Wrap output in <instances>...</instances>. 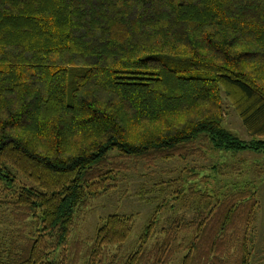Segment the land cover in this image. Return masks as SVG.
I'll list each match as a JSON object with an SVG mask.
<instances>
[{
  "label": "trees",
  "instance_id": "1",
  "mask_svg": "<svg viewBox=\"0 0 264 264\" xmlns=\"http://www.w3.org/2000/svg\"><path fill=\"white\" fill-rule=\"evenodd\" d=\"M215 150L264 153V0H0V264H249L256 178L208 194L180 176L191 218L155 231L161 200L134 240L113 213L67 251L125 161Z\"/></svg>",
  "mask_w": 264,
  "mask_h": 264
},
{
  "label": "rangeland",
  "instance_id": "2",
  "mask_svg": "<svg viewBox=\"0 0 264 264\" xmlns=\"http://www.w3.org/2000/svg\"><path fill=\"white\" fill-rule=\"evenodd\" d=\"M221 105L222 127L238 139L249 141L251 138L228 101L223 99ZM124 163L125 165L121 167L124 170L119 173L115 188L109 189L98 199L89 201L86 207L76 213L74 230L69 238L67 251L71 249L72 242L77 243L78 249L88 245L95 230L101 225V220L113 213L132 215L133 229L129 240H134L157 204L163 203L161 200H167L168 203L165 208L160 209L155 231L170 224L175 217L186 220L191 218L193 216L191 209L178 205V201H170V193L174 191L176 185L179 186L180 176L184 181L182 186L185 193L186 188L190 186L208 194H221L235 186L253 182L256 178L254 187L258 212L252 232L254 246L249 264H264V153L249 150L227 153L215 150L203 159H194L187 163L176 159L158 161L150 166H146L143 162L125 161ZM190 167L199 168L198 174L192 178H188L184 172L185 168ZM256 170L257 177H254ZM6 219L3 217L2 221ZM2 228L4 226L0 223V230ZM180 257L181 254L175 255L170 264H176Z\"/></svg>",
  "mask_w": 264,
  "mask_h": 264
}]
</instances>
